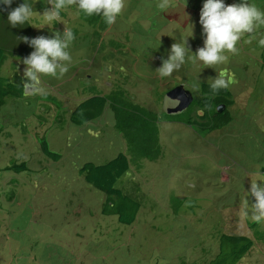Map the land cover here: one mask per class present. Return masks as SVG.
<instances>
[{
	"label": "rangeland",
	"instance_id": "rangeland-1",
	"mask_svg": "<svg viewBox=\"0 0 264 264\" xmlns=\"http://www.w3.org/2000/svg\"><path fill=\"white\" fill-rule=\"evenodd\" d=\"M128 1L124 0L125 6ZM253 1L264 8L259 0ZM159 3L152 1V8H147L160 12ZM180 4L185 6L180 0L175 7ZM43 14L29 17L32 38L62 36L64 26L48 22ZM136 15L122 9L118 17L128 24ZM157 15L166 23L149 39L159 42L169 55L171 45L180 44L183 34L179 30L165 38L178 26L169 17H163L165 11ZM143 21L151 22V19ZM149 39L136 38L140 53L136 51L134 55L138 62L146 60L152 65L154 58L160 56L152 54L147 58L143 53L149 51ZM67 52L71 55L73 48ZM75 56L79 59L82 55L77 51ZM93 58H98L97 53H93ZM61 63L74 65L62 75L57 70L55 77L40 74L41 93L23 98L6 97L0 106V216L5 231L0 264H202L207 249L216 247L212 233L222 232L223 225L231 229L237 225L238 230L254 240L252 249L238 264H264V237L258 238L256 234L257 230L264 232V220L248 233L242 227L253 221L250 201H256L248 197L247 188L253 182L250 177L256 176L258 169L233 156L221 143L218 149L208 146L209 134L198 130H165L162 142L164 147L167 145L166 162H144L139 171L130 169L117 181L116 186L130 181L125 185L126 190L139 194L142 205L132 223L123 224L110 215H98L104 200L115 195H107L85 183L78 169L86 159L99 163L112 158L124 149V144L121 135L112 128L108 109L84 126L69 121L71 109L86 97H82L84 84H97L104 78L96 66L91 68L72 58ZM161 65L162 61L158 63ZM90 69V73H85ZM11 71L6 69L7 74ZM83 73L90 78L89 82L84 81ZM153 76V89L157 86L167 90L173 83L170 77L159 83L160 75ZM174 82L182 83L183 79L174 78ZM43 93L52 95L59 103L41 102L39 95ZM247 94V89L240 91L242 101ZM241 108L239 102L234 106L235 110ZM259 110L258 105L247 102L239 112L242 121L234 124V130L241 131L244 126L252 141H264V120L255 119ZM56 116L64 118V122L55 124ZM88 129L92 131L86 132ZM41 142L60 153L61 159L56 163L51 159L48 164L38 161ZM250 149L259 154V146L251 148L250 144ZM192 151L200 157L198 171L189 161L181 163ZM27 156L33 159L29 169L2 170L10 166L11 160L18 163L25 157L29 161ZM243 157L247 160L249 155ZM221 169L227 172L226 180L221 177ZM10 174L24 182L22 188L14 187L16 182ZM241 175L247 180L242 182L237 178ZM245 210L247 216L243 214ZM65 217L70 219L66 226ZM82 218L89 220L83 223ZM56 240L59 241L55 243Z\"/></svg>",
	"mask_w": 264,
	"mask_h": 264
},
{
	"label": "clouds",
	"instance_id": "clouds-1",
	"mask_svg": "<svg viewBox=\"0 0 264 264\" xmlns=\"http://www.w3.org/2000/svg\"><path fill=\"white\" fill-rule=\"evenodd\" d=\"M248 2V0H200V4L196 7L197 9H194L193 16L190 17V15H188L186 12V7L184 5L180 4L178 8L175 7L176 0H170V4L169 0H160V3L157 6L160 9L165 10V16L163 17H169L173 22L178 23V27L174 28L171 34L167 37L165 36V38L175 35L179 30L183 34L179 38V40H181L180 44L173 43L171 45L170 54L168 55L166 51L162 52L164 48L161 46V44L152 41L149 39V36L141 35L134 36L132 38L130 26L137 15L140 14L139 6L134 7L131 6L130 3L125 6L124 0H48L51 8L45 10L43 14L48 22L58 21L60 18L61 9H64L67 6L75 5L78 8L77 12L83 13L84 15L92 16L94 14H99V16L103 17L104 20H101L100 17L99 19L103 21L104 24L101 28V23L98 21V26H95L93 23L79 18L77 12H74L72 18L74 23L69 25L62 24L64 26L62 36L58 34L53 38L39 36L32 39L26 36L21 37L23 42L29 44L35 50L27 57L23 58L21 64L17 65V68L19 69L22 76L26 78L22 79L21 81L23 95L18 96L17 98H23L25 95L31 96L33 94L42 92V89L39 87L40 74L55 77L57 76V70H59L61 75L65 72L67 73L74 64L67 66L61 62L71 61V56L66 51V49L74 42L77 43L79 48L82 50V52L78 51V53L82 56L79 59L75 56L73 59L75 61H79L82 64L90 65L91 68L96 66V70L99 69L101 71L102 78H104L99 82L97 81V84H84L83 92L85 94L82 97H86L83 100L93 94L94 91L90 88H93L96 91H99L98 89H100L102 92H107L108 85H110L111 81L110 79H107V77L109 76V78H111L113 75H109V73L106 72V69H108L112 63L115 64L118 61V56L122 58H125L124 56H126L127 59L133 63L132 66L136 69V78L134 79V83L131 87V91L134 92V98L132 99L133 102L135 104H147L150 108L158 113V143L160 146V152L162 151V154L154 161L138 157L132 151H129V146L125 145L121 136L124 144L123 150L119 151L115 156L106 159L103 162L96 163L94 161H88V159L84 160L78 169L79 176L82 177L85 183L91 185L95 190H99L93 184L86 182L84 179L85 172L88 171V168L90 166L95 168L92 180L97 177L101 166L105 167L107 172L120 169L121 172L116 177L115 183H111L113 192H107L104 190L101 191L107 195L114 194L115 197L110 198V201L115 204L118 203V190H121L124 194L129 193L139 202L141 209L142 203L139 198V194L129 192L125 188V185L130 184V181H126L120 186H116L117 181L125 174L126 171L130 169L139 171L144 162L159 164H164L166 162L167 145L164 147L162 142V136L165 135V130H171L172 132H182L185 129H189L192 132L198 130L201 133L209 134L210 142L208 146H212L215 149L218 147V144L221 143L224 149L228 152H231L233 156L237 157L241 161H247L248 166L256 167L258 169L256 176L250 177L253 182L249 184L247 188L248 197L254 198L256 201L255 203L250 201V203L253 204L252 208L254 211L252 213V219L254 222H247L245 226H242L248 233L253 227L255 228L256 223L264 220V149L261 150V148L264 147V141H252V135L246 131L244 126H242L241 131H236L234 130V124L236 122L242 121L239 112L242 111L245 104L248 102V95L259 91L262 87H260L259 84L255 82H241V80L236 79L231 73L223 77L225 71L221 70L219 66L216 65L224 62L227 59V57L222 55V53L226 51L233 54L237 53V42L245 33L251 34L255 31L258 25H264V13H261L255 5L249 4ZM0 3L5 6L4 8H0V11L8 12L7 21L12 28H16L18 25L25 24V22L32 15V5L29 3L23 2L14 9L11 8L13 0H0ZM170 5L174 8H169ZM122 9L125 12L129 11V13H136L137 15L129 20L127 24L123 19H121V17H118ZM141 9L146 8L141 7ZM78 25H85L88 30H93L94 40L92 43L87 45L79 38V35L77 36L74 34L73 28ZM136 38H148L149 51L143 53H145L147 58H149L152 54L159 55L160 59L154 58L152 65H148L146 60L138 62L136 56L134 55L136 51L140 53L139 45L135 44ZM197 39H199L197 43L204 41V46L202 48H198L196 51L192 47V43H195ZM259 43L264 45V38L260 39ZM186 44L191 50H193V60L191 57L186 56V52H189V48L186 46ZM114 45H120L122 47L117 48ZM84 51L86 52L83 53ZM93 53H97V59L93 58ZM118 53L124 56L117 55ZM196 59L201 61L199 62L201 66L195 63L194 60ZM11 61L5 63L4 66L10 65ZM160 61H162V65L158 66ZM147 67H149L148 71L155 72L154 75H160L162 79L159 80V83H162L163 79L170 77L169 80L173 82L171 86H169L167 90H165V88L157 89V86H155V89H153L151 78L154 76L152 75V77H146L139 72V70L141 71V69H146ZM200 69L201 71L199 72ZM90 72L91 69L85 73ZM195 72L196 74L194 75ZM85 73L82 74L83 79L84 81L89 82L90 78L85 76ZM6 75L9 76L12 75V73ZM180 75L182 77H180ZM174 78H181L183 79V82L175 83ZM184 83L190 85H185ZM104 84L106 86L101 88L100 85ZM206 87L210 88V92L214 96L218 95L222 89L227 90L229 87L233 89L234 92L233 104L228 108L230 111L229 116L224 122L217 126H211L208 125V123H214V116L222 114L227 106L223 103L216 105L215 108L210 106L207 112H205L204 108H198V103L208 95V92L205 91ZM176 88H179L180 92L175 97H173L171 92ZM244 89L248 90V94L246 97H244L246 100L242 101L240 98V91ZM195 91L196 96H194ZM39 97L41 102L59 103L55 97L47 93H43L42 95H39ZM187 98H190L187 104L181 109L178 108ZM237 102H239L242 107L239 110L234 109V106ZM78 103L69 112L68 119L71 113L77 107ZM158 105H160L162 109L160 106L158 108ZM105 109H108L112 116L111 109L106 105L104 108H102V113L99 115V117L104 113ZM44 114L47 116L46 110H44ZM64 115L65 114L62 113V116ZM54 119L56 121L55 124L64 122V118L59 116H56ZM198 119L201 121L200 124L196 123V120ZM255 119L257 121L264 120V113L258 111ZM233 120L234 122H232ZM112 122H114L113 116ZM112 128L113 130L117 131L114 128L113 123ZM161 129L163 132L160 131ZM91 131L92 130L88 129L86 132ZM250 144L251 148H253L254 145L259 146L258 155H256L254 151L250 149ZM195 152L196 151H192L186 155L182 159L181 163L184 164L186 161H189L190 163L197 166L196 170L198 171L200 157L195 156ZM243 155H249V158L246 160L244 159ZM59 158L61 159V156ZM23 163L26 164L28 161L23 158L21 164ZM84 163L88 164L83 167ZM81 168L84 169L81 170ZM4 169L5 168L2 170ZM217 171L218 170H215V172ZM226 173L227 172L225 169H221V177L223 180H226L227 178ZM237 178L242 182L247 180V177L243 175L238 176ZM138 213L139 212L137 211L135 218L138 216ZM243 214L247 216L248 212L245 210ZM214 226L215 225H213V227ZM229 227L230 226L226 227L223 225L222 232L226 233L227 235L230 233L243 234V232H245L243 230H238L237 225H235V228L233 229ZM217 233H212L215 242ZM256 234L258 235V238L259 236L264 237V232L257 230ZM246 236L250 237L249 235ZM250 239L253 245L254 240L252 237H250ZM251 249L252 246L250 250ZM216 250L217 244L214 250L207 249V253L203 256V264L205 261L210 260L211 256H215Z\"/></svg>",
	"mask_w": 264,
	"mask_h": 264
},
{
	"label": "trees",
	"instance_id": "trees-1",
	"mask_svg": "<svg viewBox=\"0 0 264 264\" xmlns=\"http://www.w3.org/2000/svg\"><path fill=\"white\" fill-rule=\"evenodd\" d=\"M152 1L157 0L128 1V4L130 3L131 6L140 7V14L137 15L130 26L132 38L134 36L141 35L152 38L154 37V32L165 25V20L161 19V17L157 15V13L160 15V12L165 10L157 8L160 10V12H158L156 9L150 10L147 8H152ZM248 1L249 4L255 5L261 13H264V8H262V6L256 5L253 0ZM259 1L264 5V0ZM23 2L32 5V14L43 13L45 10L51 8L48 0H13L11 8L14 9ZM179 2L180 0H176L175 4ZM183 2L188 15H190V17L193 16L194 9H197L196 7L200 4V0H183ZM4 7L5 6L0 3V8ZM141 7L146 9H141ZM77 9L78 8L75 5L67 6L64 9H61L59 20L54 22L61 25H69L74 23L72 18L74 12H77ZM127 12L129 13V11ZM77 14L79 18L93 23L95 26H98V21L101 23V28L104 24V22L99 19V14H94L92 16H87L79 12H77ZM7 16V11H0V106L3 104V100L6 97L17 98L18 96L23 95L21 81L22 79L26 78L22 76L19 69L17 68V65L21 64L23 58L27 57L32 52V47L21 40V37L25 36L32 39V27L30 25L29 19L25 22V24L18 25L16 28H12L7 21ZM145 19H151V22L143 21ZM174 23L176 25L178 24L176 22ZM73 29L72 30L74 34L77 36L79 35V38L85 44L88 45L94 40L93 30H88L85 25H78ZM262 38H264V25H258L253 33H245L237 42V53L233 54L227 51L222 53V55H225L227 59L224 62L216 65H218L221 70L225 71L223 77L231 73L236 79L241 80V82L258 83L262 88L259 91L248 95L247 100L250 103L258 105L260 108L259 112L264 113V45L259 43L260 39ZM199 39H197L195 43H192V47L196 51L198 48H202L204 46V41L197 43ZM114 46L117 48L122 47L120 45ZM186 46L189 48V52H186V56L191 57L193 60V50H191L187 44ZM72 48L73 53L70 56L73 59L76 55L75 53L77 51L82 52V50L79 48V45L74 42L69 45L66 51ZM85 52L86 51L83 53ZM162 52H165V50L163 49ZM117 55L122 54L118 53ZM124 57L125 58L118 56V61L115 64L112 63V65L106 69V72L109 73V75H113L111 78H109V76L107 77V79L111 80L110 85H108L107 92H102L100 89H98L99 91H96L93 88H90L94 91L93 94L78 103L75 110L71 113L69 121L75 126H84L86 123L99 118V115L102 113V108L107 105L112 111L114 128L121 134L125 145L129 146V151H132L138 157L154 161L162 154V151L160 152V146L158 143L159 137L157 132V122L159 120V116L158 113L150 108L147 104H135L133 102L132 99L134 98V92L131 91V87L134 83V79L136 78V69L132 66L133 63L127 59L126 56ZM8 61H11V64L8 65L9 67L7 68L8 70H12V75L9 76L6 75L7 68L4 66V64ZM194 61L196 64L201 66L199 63L201 62L200 60L196 59ZM149 67L146 69H141L139 72L146 77H152L155 72L148 71ZM205 91L208 92V95L198 103V108H204L205 112H207L210 106L215 108L216 105L222 103L227 106L222 114L214 116V123H208V125L217 126L224 122L229 116L230 111L228 108L233 104L234 101L233 89L230 87L227 90L222 89L219 94L215 96L210 92L209 87H206ZM196 123L200 124L201 121L198 119L196 120ZM59 124L62 123L59 122ZM39 149L40 155L38 157H40V159L38 161H41L42 164H48L51 159L54 161V163L60 160V153L52 151L49 146L45 145L43 142L39 145ZM27 157L29 160L28 163L21 164L22 160L18 163L11 160L10 166H6L4 170L13 169L16 172H19L17 171L20 170L18 168L29 169V162L33 161V159L30 156ZM87 164L88 163H84L83 167H85ZM83 169L84 168H81V170ZM53 170H57V168H53ZM94 170L95 168L90 166L88 171L85 172L84 179L86 182L93 184L99 190L113 192L111 183H115V179L121 170L116 169L115 171L107 172L106 168L101 166L97 177L92 180ZM10 176L16 182L14 187L19 189L22 188L24 182L21 181L18 176L13 174H10ZM117 196L118 203L116 204L111 202L110 198H106L98 215H110L114 217L117 222L123 224L132 223L135 220L137 211H140L139 202L129 193L124 194L121 190H118ZM69 220L70 219L68 217H65L64 226L69 224ZM88 220V218H82L83 223L87 222ZM2 224L3 219L0 216V246L3 244L5 238V231L2 227ZM58 241L59 240H56L55 243ZM216 244L217 250L215 256H211V259L205 261L204 264H237L238 261L243 258L250 250L252 241L250 237H247L243 234L230 233L227 235L226 233L219 231L216 234ZM65 262L67 263V261Z\"/></svg>",
	"mask_w": 264,
	"mask_h": 264
},
{
	"label": "water",
	"instance_id": "water-1",
	"mask_svg": "<svg viewBox=\"0 0 264 264\" xmlns=\"http://www.w3.org/2000/svg\"><path fill=\"white\" fill-rule=\"evenodd\" d=\"M179 92H180L179 88H176L175 90H173L171 92V94L173 95V97H175ZM189 99L190 98L185 99L178 108H180V109L183 108L187 104V102L189 101Z\"/></svg>",
	"mask_w": 264,
	"mask_h": 264
}]
</instances>
